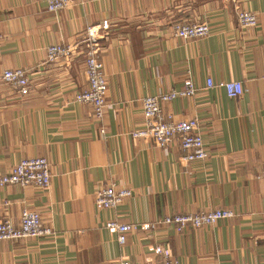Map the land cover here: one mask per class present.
<instances>
[{"label":"crops","instance_id":"obj_1","mask_svg":"<svg viewBox=\"0 0 264 264\" xmlns=\"http://www.w3.org/2000/svg\"><path fill=\"white\" fill-rule=\"evenodd\" d=\"M237 9L254 13L256 26L241 29ZM103 21L108 91L97 119L74 95L86 88L80 41ZM187 21L207 23L209 34L175 37L172 26ZM51 45L76 47L48 62ZM6 69L27 72L30 87L21 96L0 80V175L43 157L51 180L47 190L0 189V220L17 224L23 209L35 210L53 236L0 241V264H139L158 259V245L175 264H264V0H74L54 13L43 0H0V75ZM186 79L196 93L161 109L197 119L202 161H182L177 142L161 150L132 136L144 127L141 99L180 91ZM208 79L240 82L243 94L229 98ZM106 183L131 196L97 209ZM216 210L234 216L197 230H131L122 244L105 227Z\"/></svg>","mask_w":264,"mask_h":264},{"label":"built area","instance_id":"obj_2","mask_svg":"<svg viewBox=\"0 0 264 264\" xmlns=\"http://www.w3.org/2000/svg\"><path fill=\"white\" fill-rule=\"evenodd\" d=\"M49 12H57L70 7L74 0H43ZM237 24L241 29H250L256 26V15L244 9L236 10ZM110 29V24L103 21L99 25L87 27L80 44L83 46L86 88L77 92L74 99L78 103L88 104L92 108L95 118L101 119L105 111V99L108 86L101 62L100 41L104 39ZM175 37L180 39H197L209 34V26L205 22H183L172 26ZM74 47L51 45L46 49L48 62L56 61L61 57H68ZM2 83L16 90L21 96L29 95V77L22 69H6L0 75ZM180 91H170L160 96H147L141 99V108L144 127L132 133L134 138L150 139L153 145L161 150H167L173 142H177L184 151L181 160L185 162L202 161L207 158L203 139L199 133L197 119H180L175 121L169 113L161 109L162 102H169L177 98H185L196 93V87L186 79ZM207 87L223 89L229 98H238L243 94L240 82H218L213 84L207 80ZM264 178V168L259 174ZM51 175L49 163L43 157L22 159L11 171L0 175V189L11 185L21 187H35L47 190L50 185ZM131 196V191L118 187L115 183H106L98 187L94 204L99 210L115 208ZM229 210H216L209 212H190L166 216L160 220L141 225L120 224L117 221H108L105 227L117 234L119 243H124L125 234L131 230L155 231L162 226H172L176 232L186 228L194 230L207 225H213L221 219L233 217ZM53 236V231L43 225L41 217L35 210L23 209L18 223L10 219L0 220V241L47 238ZM153 253L158 259H147L139 264H175L162 246H155ZM119 264H131L127 259H122Z\"/></svg>","mask_w":264,"mask_h":264}]
</instances>
